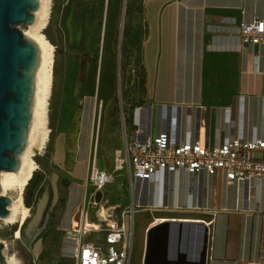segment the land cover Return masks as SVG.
<instances>
[{"label": "crops", "instance_id": "crops-1", "mask_svg": "<svg viewBox=\"0 0 264 264\" xmlns=\"http://www.w3.org/2000/svg\"><path fill=\"white\" fill-rule=\"evenodd\" d=\"M255 19H264V0H139L127 41L136 47L142 76L141 112L132 111L128 135L147 117L150 134L175 128L180 141L202 136V127L209 144L264 138V44L242 45L237 29L240 20ZM94 84L89 72L74 87L80 102L76 137L61 133L52 141L49 160L61 169L48 173L40 187L47 179L51 184L46 218L57 232L38 253L41 264H73L66 239L72 235L66 232L72 222L77 227L90 163L105 153L94 138ZM249 183L228 182L221 172L190 176L179 169L156 172L152 180L137 182L134 192L128 186L125 208L134 206L131 264H144L147 233L162 223L210 224V264H264V180ZM178 236L170 261L194 262L200 229ZM157 256L156 246L153 262Z\"/></svg>", "mask_w": 264, "mask_h": 264}, {"label": "rangeland", "instance_id": "rangeland-1", "mask_svg": "<svg viewBox=\"0 0 264 264\" xmlns=\"http://www.w3.org/2000/svg\"><path fill=\"white\" fill-rule=\"evenodd\" d=\"M104 1H85L84 7L93 20L91 26L81 29L74 18V10L78 6L76 0H51L50 17L43 30L44 36L53 47L52 79L47 107L49 136L40 154L34 156L46 166L43 167L34 159L38 167L23 193L24 202L30 208V216L25 223L20 227L17 223L6 224L0 219V243L3 244L0 253L4 259L14 256L19 264H41L42 254L38 253L57 232L53 220L46 218L51 184L47 179L45 186H40L48 173L61 169L54 161L49 160L53 139L61 133L67 138H75L77 135L80 102L74 95V87L89 72L98 85V93L94 95V138H97L99 146L105 152L96 158V167L109 170L113 179L99 192V203L86 219L87 227L90 230L106 228L107 222L104 220L107 219V213L111 214L108 219H115L128 202L124 133L128 135L132 111L141 104L142 98L136 47L128 45L127 26L129 18L138 11L139 0H115L110 29L111 61L105 68V63H97L98 54L101 53ZM17 28L22 32L26 26L17 25ZM85 54L89 57L82 68L81 60ZM81 76L83 79H80ZM84 224L85 221L81 223V216L77 213V227ZM15 230L20 231L18 239L14 237ZM66 233L72 235L68 231ZM96 235L91 232L87 239L95 240Z\"/></svg>", "mask_w": 264, "mask_h": 264}, {"label": "built area", "instance_id": "built-area-1", "mask_svg": "<svg viewBox=\"0 0 264 264\" xmlns=\"http://www.w3.org/2000/svg\"><path fill=\"white\" fill-rule=\"evenodd\" d=\"M237 29L242 45L264 44V19L251 22L240 20ZM136 110L140 113L141 107L134 109ZM201 130L203 135L195 140L180 141L175 128L152 135L147 117L144 123L135 122L131 133H124L127 183L130 190L134 192L137 182L152 180L158 171L175 172L179 169L190 176L202 171L208 174L221 172L228 182H243L248 187L251 180H264V138L245 140L226 137L216 144H209L204 127ZM112 179L110 171L98 169L93 158L86 177L88 192L84 203L76 211L81 216V223L96 208L99 192ZM133 210L134 206L126 207L115 219H108L111 214L107 213V219L104 220L107 222L106 228L101 230H87L81 225L74 227L72 222L69 231L72 236L66 239L71 245L70 257L73 264H131ZM205 228L204 264H210L213 259V233L210 224H206ZM91 232L97 234L95 240L87 239Z\"/></svg>", "mask_w": 264, "mask_h": 264}, {"label": "water", "instance_id": "water-1", "mask_svg": "<svg viewBox=\"0 0 264 264\" xmlns=\"http://www.w3.org/2000/svg\"><path fill=\"white\" fill-rule=\"evenodd\" d=\"M37 5V0H0V170L17 169L18 156L27 139L39 51L36 42L24 36L17 25L32 24ZM10 204V198L0 195L1 219L8 216L7 206ZM191 228L201 232L196 260L192 263L171 262L169 255L173 235L175 232L179 236L188 233ZM205 241L206 228L203 225L159 224L147 233L144 264H204ZM155 245L157 262H153ZM2 247L0 243V249ZM0 264H6L1 253Z\"/></svg>", "mask_w": 264, "mask_h": 264}, {"label": "bare ground", "instance_id": "bare-ground-1", "mask_svg": "<svg viewBox=\"0 0 264 264\" xmlns=\"http://www.w3.org/2000/svg\"><path fill=\"white\" fill-rule=\"evenodd\" d=\"M37 1L38 5L35 10L34 22L30 25H25L26 28L22 30L24 36H28L36 42L39 51L27 139L24 149L18 156L17 169L14 171L0 170V195L8 196L11 199V204L7 206L8 216L0 219L6 224L17 223L20 227L30 216V208L24 205L23 193L33 172L38 167L34 161V156L40 154L49 136L47 107L51 89L53 47L44 36L43 30L50 17L51 0ZM104 5V19L100 38L101 53L98 54L97 63H105L107 65L111 61L109 52L111 42L110 29L115 0H105ZM83 227L90 230L86 225V220ZM14 237L16 239L20 238L19 230H15ZM5 263L19 264L14 256L5 257Z\"/></svg>", "mask_w": 264, "mask_h": 264}, {"label": "trees", "instance_id": "trees-1", "mask_svg": "<svg viewBox=\"0 0 264 264\" xmlns=\"http://www.w3.org/2000/svg\"><path fill=\"white\" fill-rule=\"evenodd\" d=\"M77 1V4H78V6L75 8V10H74V18H75V21H76V23H77V25L81 28V29H84L85 27H89V26H91V24H92V20H93V18H92V16H91V14L90 13H88L87 11H86V8L84 7V5H85V1L86 0H76ZM88 55L87 54H85L83 57H82V60H81V67L83 68L84 67V65H85V63L88 61ZM80 79H83V76H81L80 77ZM139 84H140V86H141V84H142V76L140 75V79H139ZM35 159V161L37 162V163H39L40 165H43V167H45L46 166V164H42V163H40V160L38 159V158H34ZM33 174H34V172H33ZM33 174H32V176H31V178L33 177ZM31 180V179H30ZM29 180V181H30ZM29 183V182H28ZM28 185V184H27ZM26 185V186H27ZM25 186V187H26ZM23 199H24V197H23ZM24 205L26 206V207H28L26 204H25V202H24Z\"/></svg>", "mask_w": 264, "mask_h": 264}]
</instances>
